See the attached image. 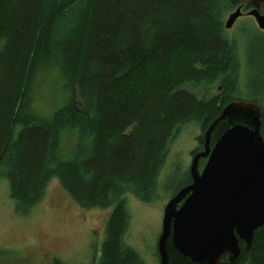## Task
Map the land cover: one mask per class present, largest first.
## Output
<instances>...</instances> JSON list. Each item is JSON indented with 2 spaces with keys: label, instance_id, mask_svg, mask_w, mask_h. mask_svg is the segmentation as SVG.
Wrapping results in <instances>:
<instances>
[{
  "label": "trees",
  "instance_id": "trees-1",
  "mask_svg": "<svg viewBox=\"0 0 264 264\" xmlns=\"http://www.w3.org/2000/svg\"><path fill=\"white\" fill-rule=\"evenodd\" d=\"M240 4L0 0V180L19 212L36 208L57 178L83 209L115 206L100 264H144L123 239V193L150 202L180 128L194 121L205 133L226 104L253 101L264 138V108L238 95L241 53L226 37L225 15ZM43 71L72 93L48 120L32 106ZM216 82L219 96L210 93ZM239 244L240 256L220 264H264V226L249 250Z\"/></svg>",
  "mask_w": 264,
  "mask_h": 264
},
{
  "label": "rangeland",
  "instance_id": "rangeland-1",
  "mask_svg": "<svg viewBox=\"0 0 264 264\" xmlns=\"http://www.w3.org/2000/svg\"><path fill=\"white\" fill-rule=\"evenodd\" d=\"M236 9L226 13L225 23ZM226 32V37L238 44L241 53L238 95L257 97L264 108V30L254 17L245 15ZM60 81L46 71L39 74L32 106L40 118L51 119L65 100H71L68 94L72 93L65 92ZM217 83L210 87L211 95L222 93ZM196 90L200 96L205 94L204 87ZM73 96L77 100V95ZM180 129L162 164L155 191H148L150 202L142 201L131 190L123 193L129 222L123 239L144 264H159L157 246L165 207L181 188L189 185L193 154L203 149L199 142L204 137L200 124L193 121ZM49 183L42 202L28 214H22L10 197L7 180H0V264H54L56 260L65 264H100L106 229L115 206L83 209L73 202L57 178Z\"/></svg>",
  "mask_w": 264,
  "mask_h": 264
},
{
  "label": "water",
  "instance_id": "water-1",
  "mask_svg": "<svg viewBox=\"0 0 264 264\" xmlns=\"http://www.w3.org/2000/svg\"><path fill=\"white\" fill-rule=\"evenodd\" d=\"M248 7L264 30V0H233ZM243 16L230 14L225 29ZM262 108L236 100L204 133L203 149L193 154L189 185L181 188L164 210L158 241L159 264L234 262L249 250L264 226V138Z\"/></svg>",
  "mask_w": 264,
  "mask_h": 264
},
{
  "label": "flooded vegetation",
  "instance_id": "flooded-vegetation-1",
  "mask_svg": "<svg viewBox=\"0 0 264 264\" xmlns=\"http://www.w3.org/2000/svg\"><path fill=\"white\" fill-rule=\"evenodd\" d=\"M238 7H240V5H239ZM241 7H242L241 10H243V16H245V15L250 16V15H249V11H251L252 7H249V8H248L246 5H241ZM252 17H253V16H252ZM250 18H251V17H250Z\"/></svg>",
  "mask_w": 264,
  "mask_h": 264
}]
</instances>
